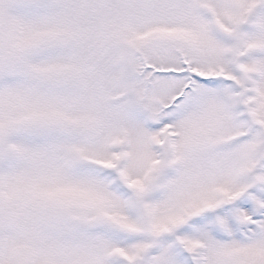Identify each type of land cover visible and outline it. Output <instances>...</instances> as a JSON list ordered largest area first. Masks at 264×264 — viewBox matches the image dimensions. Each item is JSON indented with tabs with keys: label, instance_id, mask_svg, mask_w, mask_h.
<instances>
[{
	"label": "snow or ice",
	"instance_id": "6c2138e0",
	"mask_svg": "<svg viewBox=\"0 0 264 264\" xmlns=\"http://www.w3.org/2000/svg\"><path fill=\"white\" fill-rule=\"evenodd\" d=\"M0 264H264V0H0Z\"/></svg>",
	"mask_w": 264,
	"mask_h": 264
}]
</instances>
